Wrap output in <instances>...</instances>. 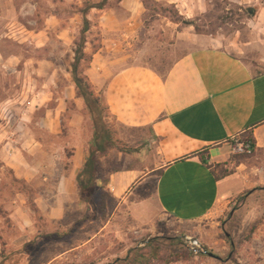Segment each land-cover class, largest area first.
<instances>
[{"label": "crops", "instance_id": "obj_1", "mask_svg": "<svg viewBox=\"0 0 264 264\" xmlns=\"http://www.w3.org/2000/svg\"><path fill=\"white\" fill-rule=\"evenodd\" d=\"M160 1L180 8L179 0ZM257 7L245 38L230 44L259 55L261 68L246 63L220 38L191 34L166 72L136 64L111 73L116 62L108 53L117 50L118 40L136 36L147 9L142 0H123L87 16L92 29L95 14L102 42L91 52L85 75L120 126L149 135L150 151L112 149L100 158L104 179L97 186L110 193L116 211L130 217L136 233L158 237L169 222L203 227L240 198L247 207L251 197L264 194V5ZM79 16L84 20L81 13L72 19L77 24ZM67 22L49 15L41 29L27 32L31 45L51 54L28 60L44 70L32 75L34 88L10 91L0 106L1 114H12L0 126V160L14 183L28 188L27 193L14 188L10 202L18 250L40 235L37 220L63 233L67 217L90 206L81 200L78 177L90 155L93 121L71 69L52 54L63 48L69 52L77 39L75 26ZM88 44L87 37L86 53ZM236 136L254 140L251 157H234ZM29 257L0 253V264H29Z\"/></svg>", "mask_w": 264, "mask_h": 264}, {"label": "rangeland", "instance_id": "obj_2", "mask_svg": "<svg viewBox=\"0 0 264 264\" xmlns=\"http://www.w3.org/2000/svg\"><path fill=\"white\" fill-rule=\"evenodd\" d=\"M85 1L0 0V106L10 91H22L26 86L34 88L32 75L43 73V66L39 69L28 60L48 57L50 50L36 49L27 41V32L41 29L49 15L68 21L78 32L69 52L66 53L64 48L61 52L52 50L53 56L61 57V67L72 71L76 43L81 40L84 26L80 16L79 24L72 19L80 14ZM178 4L180 8L167 1L147 0L144 5L147 12L136 36L124 38L126 41L118 40L117 50L108 53L110 60L116 62L109 67L111 73L136 64H147L157 71L166 72L181 56L183 43L191 34L220 38L246 63L261 68L259 55L242 52L234 44L236 40L242 42L248 32L251 19L247 10L264 5V0H179ZM91 19L92 29L87 35L89 57L102 42V34L94 28V25L98 26L95 14ZM230 42H234L233 46ZM178 44L181 45L180 51ZM81 69L87 72L88 64L83 62ZM11 116L0 113L2 128V123H9ZM19 116L16 115L17 118ZM107 121L115 142V153L119 150L137 153L151 150L149 135L145 131L125 129L110 115ZM251 156L245 155L244 158ZM14 182L12 173L0 160V244H3L0 253L6 256L7 253H29V264H122L136 249L147 251L145 255L150 259L147 264H264V194L260 192L251 197L247 207L241 206L243 201L240 198L236 206L216 215L203 227L169 222L167 229L153 238L132 230L130 217L122 210L116 211L113 204L106 213H95L94 207L88 206L83 212L71 213L67 217L69 228L63 233L51 232L55 230L54 226L46 227L43 221L37 220L40 235L18 250V243L14 242L16 230L10 218V202L17 194L15 189L27 193L28 188ZM35 217L36 220L38 216ZM8 231L12 233L7 234ZM187 237L200 241L206 254L192 252ZM153 239H159V250L147 247ZM207 253L215 258L207 256ZM15 259L16 255L9 260Z\"/></svg>", "mask_w": 264, "mask_h": 264}, {"label": "trees", "instance_id": "obj_3", "mask_svg": "<svg viewBox=\"0 0 264 264\" xmlns=\"http://www.w3.org/2000/svg\"><path fill=\"white\" fill-rule=\"evenodd\" d=\"M122 1L123 0H101L98 3H95L90 0L85 1L84 7L80 12L84 17V26L81 30V40L80 42L76 43V49L74 51L75 59L72 65V77L74 83L76 84L78 95L80 96V98L84 99L86 103V109L88 110V116L91 117L94 126V135L91 142L90 155L83 172L78 177V184L80 188V196L82 202L94 207L95 213L100 211L106 213L109 209L111 201L113 200L111 198L110 193L105 190V187L99 188L97 186V181L99 179H104V176L101 174L102 167L100 163V158L103 155H106L110 150L116 149V146L112 136V131L108 125L107 120L109 118L110 113L107 105L105 104L103 95L97 94L94 91L89 78L81 69L83 62H86L88 64V67L92 62V57H89L88 54L85 52L87 43V33L91 30V22L87 19V16L94 9L103 11L107 9L116 8L120 5ZM142 2L144 3V5L147 4V0H142ZM257 11V7L249 8L247 10L249 18L253 19L257 14ZM244 142L249 145V154L254 153V140L249 137L245 139ZM245 155H241L242 157L237 156V158L242 159ZM224 173L226 175L229 173V171H226ZM104 182V186H106L107 182ZM254 230L255 228L252 229V232H254ZM158 241L159 239H153V241L147 244V247L150 250H159L160 244H157ZM178 244L179 246L181 245L180 243ZM146 252L147 251L145 249H136L132 251L129 258L126 261H123L122 264H147L150 259L146 257ZM151 254L153 255L154 253ZM207 256L211 257L210 253H207Z\"/></svg>", "mask_w": 264, "mask_h": 264}, {"label": "built area", "instance_id": "obj_4", "mask_svg": "<svg viewBox=\"0 0 264 264\" xmlns=\"http://www.w3.org/2000/svg\"><path fill=\"white\" fill-rule=\"evenodd\" d=\"M233 143V153L235 155H245L250 153L249 145H247L245 142L241 141L239 136L232 138ZM187 241L189 242L191 246L192 252L196 254L205 253L206 251L203 248V245L200 243V241L187 237Z\"/></svg>", "mask_w": 264, "mask_h": 264}, {"label": "water", "instance_id": "obj_5", "mask_svg": "<svg viewBox=\"0 0 264 264\" xmlns=\"http://www.w3.org/2000/svg\"><path fill=\"white\" fill-rule=\"evenodd\" d=\"M211 255V257H214V255H212V254H210Z\"/></svg>", "mask_w": 264, "mask_h": 264}]
</instances>
